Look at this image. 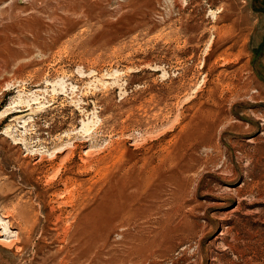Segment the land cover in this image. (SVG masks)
<instances>
[{
	"label": "rangeland",
	"instance_id": "obj_1",
	"mask_svg": "<svg viewBox=\"0 0 264 264\" xmlns=\"http://www.w3.org/2000/svg\"><path fill=\"white\" fill-rule=\"evenodd\" d=\"M0 219V264H264V0H0Z\"/></svg>",
	"mask_w": 264,
	"mask_h": 264
},
{
	"label": "bare ground",
	"instance_id": "obj_2",
	"mask_svg": "<svg viewBox=\"0 0 264 264\" xmlns=\"http://www.w3.org/2000/svg\"><path fill=\"white\" fill-rule=\"evenodd\" d=\"M28 105V104H27ZM30 105V104H29ZM89 129V128H88ZM87 129V130H88ZM3 222H2V219H0V224H2ZM9 233V231L7 230V228L5 227V226H3V233H0V235L2 236H4V235H6V234H8ZM8 237V236H7ZM6 238V237H5ZM9 238V237H8Z\"/></svg>",
	"mask_w": 264,
	"mask_h": 264
}]
</instances>
